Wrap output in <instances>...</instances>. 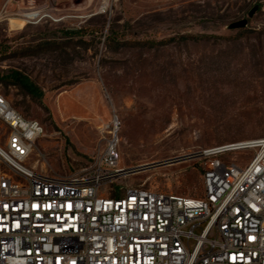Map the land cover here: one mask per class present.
I'll return each instance as SVG.
<instances>
[{"label":"rangeland","instance_id":"obj_1","mask_svg":"<svg viewBox=\"0 0 264 264\" xmlns=\"http://www.w3.org/2000/svg\"><path fill=\"white\" fill-rule=\"evenodd\" d=\"M100 3L0 0V92L43 128L30 163L58 177L87 170L115 114L121 167L178 161L119 180L110 196L202 198L204 151L264 138V0H112L107 14ZM6 133L0 124V144ZM252 156L213 159L243 168Z\"/></svg>","mask_w":264,"mask_h":264},{"label":"built area","instance_id":"obj_2","mask_svg":"<svg viewBox=\"0 0 264 264\" xmlns=\"http://www.w3.org/2000/svg\"><path fill=\"white\" fill-rule=\"evenodd\" d=\"M112 0H101L99 14ZM0 264H264V138L206 150L203 197L127 187L115 114L99 126L105 141L92 165L64 177L30 163L39 122L0 92ZM252 152L243 168L225 154Z\"/></svg>","mask_w":264,"mask_h":264},{"label":"water","instance_id":"obj_3","mask_svg":"<svg viewBox=\"0 0 264 264\" xmlns=\"http://www.w3.org/2000/svg\"><path fill=\"white\" fill-rule=\"evenodd\" d=\"M253 11L254 10H252L251 12L248 13V18H250L252 16ZM246 25H247V20L246 19H242V20H240L238 22H234V23L229 24L228 28L230 30H237V29L245 28ZM177 161L178 160H170V161H166V162H163V163L136 167V168L130 169L128 171V174H135V173H138V172H141V171H145V170H148V169H151V168H155V167H159V166H163V165H170V164H173V163H175Z\"/></svg>","mask_w":264,"mask_h":264},{"label":"trees","instance_id":"obj_4","mask_svg":"<svg viewBox=\"0 0 264 264\" xmlns=\"http://www.w3.org/2000/svg\"><path fill=\"white\" fill-rule=\"evenodd\" d=\"M13 79V82L21 87L23 90H25L30 96L33 98H40L41 94L38 91V89L25 77H22L20 75H12L10 76ZM114 197H117L118 195H113Z\"/></svg>","mask_w":264,"mask_h":264},{"label":"bare ground","instance_id":"obj_5","mask_svg":"<svg viewBox=\"0 0 264 264\" xmlns=\"http://www.w3.org/2000/svg\"><path fill=\"white\" fill-rule=\"evenodd\" d=\"M27 18H32L33 17V15H27L26 16ZM23 22L21 21V23L19 24V25H21Z\"/></svg>","mask_w":264,"mask_h":264}]
</instances>
